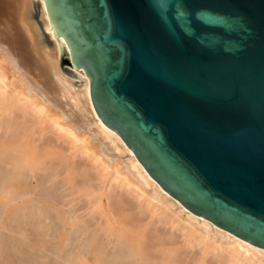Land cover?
I'll return each mask as SVG.
<instances>
[{"label": "water", "instance_id": "1", "mask_svg": "<svg viewBox=\"0 0 264 264\" xmlns=\"http://www.w3.org/2000/svg\"><path fill=\"white\" fill-rule=\"evenodd\" d=\"M96 116L188 211L264 249V0H41Z\"/></svg>", "mask_w": 264, "mask_h": 264}, {"label": "bare ground", "instance_id": "2", "mask_svg": "<svg viewBox=\"0 0 264 264\" xmlns=\"http://www.w3.org/2000/svg\"><path fill=\"white\" fill-rule=\"evenodd\" d=\"M28 2L0 0L15 29L13 43L7 44L14 56L11 68L14 62L15 71L21 65L29 73L25 64L32 60L35 71V77L9 78L12 69L0 59L2 228L10 234L34 229L65 264H264L263 248L188 211L147 174L120 136L96 116L89 79L74 68L42 1L40 25L28 21ZM61 63L78 73L79 85ZM74 229L83 247L81 242L68 246Z\"/></svg>", "mask_w": 264, "mask_h": 264}, {"label": "rangeland", "instance_id": "3", "mask_svg": "<svg viewBox=\"0 0 264 264\" xmlns=\"http://www.w3.org/2000/svg\"><path fill=\"white\" fill-rule=\"evenodd\" d=\"M7 1H13V0H7ZM28 3H29V6L27 7V10H26V13H27L26 15L28 17V21L29 22H35L37 25H40L41 12H40V7H39V0H29ZM4 14L5 13H3L0 10V47L2 48L1 50L4 49L2 53H1V50H0V54H4V56L3 55L0 56V59L2 60V62H5L3 64H6V66H8V68H11V66H12L11 63L14 60V56L12 54H9V55H11V57L8 55L9 52L7 51L8 50L7 49L8 48V45L7 44L8 43H11V44L13 43V33H14V30L15 29H13V27H12V23H11L12 22L11 21L12 20V17L11 16H7L6 14L4 15ZM8 34H10V35L8 36ZM2 57H4V59L7 60V61H3L4 59H2ZM7 62L10 65H7ZM26 63L27 64H25V65H29L27 67H30L29 73H27V71H25L26 68L24 66H21V65H20L19 69H17V71H15L16 70V66H18V65H16V63L13 62V67L14 68L13 67L11 68L13 73L7 67L5 68V72L8 73V70H9V73H8L7 76L8 77L10 76L9 78H11V74L12 75L15 74V75L12 76V78L14 76H19L18 77L19 79H21L20 77L25 76V75L34 76V72L35 71L32 70V67H34V62H32V60H31V61H26ZM4 66L5 65H3V67ZM60 67L63 70H65V72H67L68 76L71 77V79H72V81L74 82L75 85H79L80 84V79L81 78H78L77 77L78 76V73L75 72V71H73L72 67H70L69 64L61 63L60 64ZM42 85H43V88H44V92L50 94L51 87L48 86L49 85V82L43 80V84ZM44 104L46 106L48 104V107L53 108L52 105H50L49 102H44ZM0 134H2V133H0ZM0 139H2V138H0ZM103 202H104V205H105L106 204L105 203V199H103ZM63 203H64V201H63ZM68 204L69 203H67V206H68ZM80 205L77 204L75 206H77V207L79 206L80 207ZM83 206H85L84 203H82V205H81L80 208L83 209L84 208ZM74 208H75V211L78 210L79 212H81V211L84 210V209L83 210L82 209L79 210V208L77 209L76 207H74ZM5 209H6V207L5 206H2V204H0V216H1V213H3V211ZM150 220L151 219H148L146 221V226H149L150 225V223L152 222ZM28 229L29 228H27V231L26 232L24 230L23 232H25V233L22 232V234H18V233L17 234H13L12 232H11L12 234H10V232L7 229L5 230L4 228H2V220L0 219V264H2V263L3 264H65L66 263L64 261V257H63L64 255H62L63 258H61V256H59V258H58L57 255L55 256V255H53V253L49 252L48 249H49V247L51 249V246H50V243H49V239L47 237H43L42 238V236L39 235L37 231H34V229L33 230L32 229L31 230H28ZM75 230L76 229L73 230L74 232H72V234L70 235V237L68 239V246L70 245V247L72 248L73 246L76 245V243H78V242L80 243L81 242L80 243V247H81V245L83 247L84 241H81L83 239L79 238V232H75ZM21 247L24 250H26V251L24 252L21 249ZM66 248H65L64 251L62 250L63 251V254L66 252ZM65 257H67V253H65ZM10 258H11V260H10ZM61 259L64 262H61Z\"/></svg>", "mask_w": 264, "mask_h": 264}]
</instances>
